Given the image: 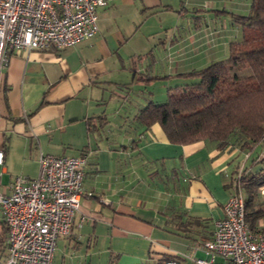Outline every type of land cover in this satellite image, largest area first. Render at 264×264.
Masks as SVG:
<instances>
[{
    "label": "crops",
    "instance_id": "obj_1",
    "mask_svg": "<svg viewBox=\"0 0 264 264\" xmlns=\"http://www.w3.org/2000/svg\"><path fill=\"white\" fill-rule=\"evenodd\" d=\"M211 4L113 0L97 8L93 37L62 48L7 49L0 65L2 189L11 192L18 175L36 178L42 154L85 157V192L53 264H162L169 257L192 264L205 256L202 244L224 215L231 174L264 173V141L250 150L210 140L172 143L159 123L147 128L137 118L175 92L174 82L213 62L218 47L228 53L231 34L203 19L231 11ZM152 84L159 96L146 88ZM253 204L264 211V184ZM255 228L264 232V213ZM7 237L0 208V264Z\"/></svg>",
    "mask_w": 264,
    "mask_h": 264
},
{
    "label": "built area",
    "instance_id": "obj_2",
    "mask_svg": "<svg viewBox=\"0 0 264 264\" xmlns=\"http://www.w3.org/2000/svg\"><path fill=\"white\" fill-rule=\"evenodd\" d=\"M113 0H0V65L12 49L62 48L99 31L97 8ZM4 151L0 149V165ZM36 178L18 175L2 189L0 208L8 226L5 264H53L58 240L71 232L84 195V156L42 154ZM242 170L231 180L224 215L215 222L192 264H264V232L246 220ZM88 194H92L88 192ZM162 264H188L169 257Z\"/></svg>",
    "mask_w": 264,
    "mask_h": 264
},
{
    "label": "trees",
    "instance_id": "obj_3",
    "mask_svg": "<svg viewBox=\"0 0 264 264\" xmlns=\"http://www.w3.org/2000/svg\"><path fill=\"white\" fill-rule=\"evenodd\" d=\"M237 22L242 37L230 42L227 57L187 73L199 81L180 85V93H170L161 103L151 101L140 111L137 118L147 128L159 123L168 140L178 144L210 140L219 147L250 150L264 141V0H252L249 13ZM263 184L264 173L242 171L251 229L264 213L253 206L255 190Z\"/></svg>",
    "mask_w": 264,
    "mask_h": 264
},
{
    "label": "rangeland",
    "instance_id": "obj_4",
    "mask_svg": "<svg viewBox=\"0 0 264 264\" xmlns=\"http://www.w3.org/2000/svg\"><path fill=\"white\" fill-rule=\"evenodd\" d=\"M211 7H217L220 9H227L230 10L231 12H228L226 10L222 11L220 13H215V11L211 12L210 14V18L209 17H205V19H203V23L205 24V26H210V29L213 28H217L220 30H224L227 33L231 34V40H236V39H240L242 37V33H243V26L241 23L237 22V18L239 15H245L248 14V10L244 8L248 5L251 4V0H211ZM188 5H190V7H194L192 2H190ZM196 7H198L196 5ZM248 12V13H247ZM197 21V20H195ZM228 53L227 51L222 52V49L220 47H218V54H215L216 57L212 58V61L218 60L219 58H225L227 57ZM212 57V56H211ZM208 63V61H207ZM199 81V77L197 76H192V77H186L185 79H180L179 82H174L175 83H179V85H186V84H190V83H195ZM140 86H142L143 88L145 87V84H141ZM137 87L138 86H133V90L137 91ZM155 90V93L157 96H159L160 94V90L158 86H154L152 84L148 85V87L146 88H150ZM155 87V88H154ZM158 88V89H157ZM182 90L181 89H177L175 90L176 93H180ZM137 96V95H136ZM134 95V92H132L131 97H136ZM136 100V98H134ZM138 100V99H137ZM143 100V99H142ZM161 102L166 101V98H164L163 100H160ZM160 102V103H161Z\"/></svg>",
    "mask_w": 264,
    "mask_h": 264
}]
</instances>
